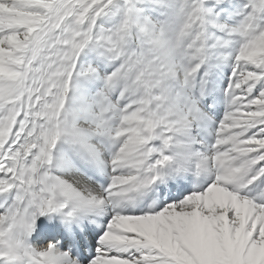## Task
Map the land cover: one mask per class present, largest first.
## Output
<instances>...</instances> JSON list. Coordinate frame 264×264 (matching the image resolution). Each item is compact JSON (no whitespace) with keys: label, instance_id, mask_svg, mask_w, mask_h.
<instances>
[{"label":"bare ground","instance_id":"1","mask_svg":"<svg viewBox=\"0 0 264 264\" xmlns=\"http://www.w3.org/2000/svg\"><path fill=\"white\" fill-rule=\"evenodd\" d=\"M179 1L0 0V264H264V0Z\"/></svg>","mask_w":264,"mask_h":264},{"label":"rangeland","instance_id":"2","mask_svg":"<svg viewBox=\"0 0 264 264\" xmlns=\"http://www.w3.org/2000/svg\"><path fill=\"white\" fill-rule=\"evenodd\" d=\"M177 1H178V7H179L180 1L179 0H177ZM244 2H245V0H241V3H244ZM175 3H176V1H175ZM69 8L71 9V6H69ZM98 39H99V42L101 41V43H104V44H108L109 43L108 40L106 39V37L104 36V34H102L100 32H99V38ZM114 139L117 140V138H114V137H111V136H108L107 138L101 137V138L98 139V142L100 143V145L102 146V148L106 152L107 147H105V144L106 143L109 144ZM123 141H124L123 137L119 139V145L117 146L119 150L121 149V144L123 145ZM116 144H118L117 141H116ZM119 150H118V152H119ZM84 159H87V157H85ZM88 161L91 162L93 168H99L100 167V165L97 162H95V161H93L91 159H88ZM48 239H49V236H46L43 240H41V244H46L45 242Z\"/></svg>","mask_w":264,"mask_h":264}]
</instances>
